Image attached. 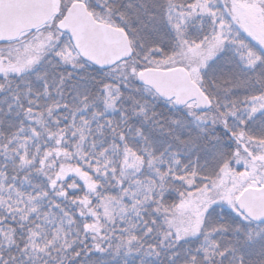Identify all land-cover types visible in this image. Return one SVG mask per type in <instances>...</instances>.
I'll use <instances>...</instances> for the list:
<instances>
[{
    "label": "snow or ice",
    "instance_id": "1",
    "mask_svg": "<svg viewBox=\"0 0 264 264\" xmlns=\"http://www.w3.org/2000/svg\"><path fill=\"white\" fill-rule=\"evenodd\" d=\"M0 264H264V0H0Z\"/></svg>",
    "mask_w": 264,
    "mask_h": 264
}]
</instances>
